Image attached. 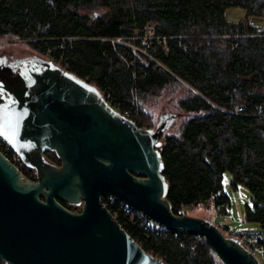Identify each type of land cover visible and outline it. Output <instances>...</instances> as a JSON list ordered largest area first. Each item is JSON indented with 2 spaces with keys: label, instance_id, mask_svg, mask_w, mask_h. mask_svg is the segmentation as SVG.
I'll use <instances>...</instances> for the list:
<instances>
[{
  "label": "trees",
  "instance_id": "obj_1",
  "mask_svg": "<svg viewBox=\"0 0 264 264\" xmlns=\"http://www.w3.org/2000/svg\"><path fill=\"white\" fill-rule=\"evenodd\" d=\"M85 7L99 12L88 15ZM230 8L242 9L243 18L227 19ZM255 24L264 28V0H0V37L24 40L109 94L139 127L148 115L143 102L156 89L187 85L178 106L194 114L178 133L164 134L159 148L172 211L187 214L209 201L225 211L222 175L229 172L250 193L246 221L264 233V31ZM148 25L154 35L146 46ZM237 107L244 110L236 115ZM118 206H108L115 216ZM117 216L165 264H221L199 236L140 217L123 225Z\"/></svg>",
  "mask_w": 264,
  "mask_h": 264
},
{
  "label": "water",
  "instance_id": "obj_2",
  "mask_svg": "<svg viewBox=\"0 0 264 264\" xmlns=\"http://www.w3.org/2000/svg\"><path fill=\"white\" fill-rule=\"evenodd\" d=\"M176 117L161 114L145 128L121 123L96 86L53 61L0 55V135L36 173L27 180L0 153V260L165 264L102 205L111 197L165 230L201 237L221 264H259L210 219L172 211L159 148Z\"/></svg>",
  "mask_w": 264,
  "mask_h": 264
},
{
  "label": "rangeland",
  "instance_id": "obj_3",
  "mask_svg": "<svg viewBox=\"0 0 264 264\" xmlns=\"http://www.w3.org/2000/svg\"><path fill=\"white\" fill-rule=\"evenodd\" d=\"M88 15L93 16L99 12L96 7H85L82 9ZM227 19L237 21L244 15V11L239 8H230L225 13ZM0 55L7 57L13 56L20 58L21 56L35 55L44 59L50 60L46 55L31 48L24 40H18L11 37H0ZM52 61V60H51ZM55 64L61 66L59 63ZM62 67V66H61ZM190 91L189 87L184 83L178 85L167 86L164 89H156L155 94L149 96L143 104L147 116L143 117L142 127H154L161 114L169 113L176 114L174 123L164 134H176L180 131L181 126L186 118L194 113H188L181 110L178 106V100L183 98ZM131 110V109H130ZM53 159V157H52ZM233 179L229 172H224L222 175L223 191L229 198V203L225 211H215L212 209L213 203L208 202V205H199L187 209V214L210 219L213 217L214 223L223 231L225 235L234 236L237 233H260L263 228L254 222H248L245 219V209L251 208V197L248 190L242 185H233ZM260 258V256H258Z\"/></svg>",
  "mask_w": 264,
  "mask_h": 264
},
{
  "label": "built area",
  "instance_id": "obj_4",
  "mask_svg": "<svg viewBox=\"0 0 264 264\" xmlns=\"http://www.w3.org/2000/svg\"><path fill=\"white\" fill-rule=\"evenodd\" d=\"M255 26L261 30L264 31V28L261 27L259 24H255ZM146 36L143 38L144 44L147 46L148 39H151L154 35V29L152 25H148L145 27ZM158 40V38H156ZM143 53L147 54L145 51ZM149 57H151L149 54H147ZM152 58V57H151ZM61 65V64H60ZM63 68L64 66L61 65ZM65 69V68H64ZM104 99L106 102L110 104L109 101V94H103ZM112 106V105H111ZM113 107V106H112ZM114 108V107H113ZM115 109V108H114ZM243 107H237L233 114H239L243 112ZM119 112V111H118ZM120 113V112H119ZM122 116L121 123H124L126 120H131V116L128 111H123L120 113ZM262 117H264V110L261 114ZM0 153L12 164L14 165L19 172L29 181H36V173L34 170L27 168L21 158L10 148V146L6 143V141L3 139V137L0 135ZM118 201L115 198L107 197V198H101L102 205L110 211L108 206L112 204L114 201ZM119 202V201H118ZM220 206L213 205L212 209L215 211L220 210ZM122 211L123 214L120 215L119 212ZM111 212V211H110ZM112 214V213H111ZM119 216L120 221L122 224L125 221H129L130 223L134 222L135 217H140L143 219H146L144 216H142L140 213L132 211L126 204L119 202L118 206V212L116 213V216ZM113 218L119 223V221L116 219V216L112 214ZM117 216V217H118ZM211 222H214L213 217L210 218ZM120 227L122 225L119 223ZM124 225V224H123ZM124 229V228H123ZM234 237L244 246V248L247 249L248 252H250L257 260L259 264H264V233H237L234 235ZM260 256V258L258 257Z\"/></svg>",
  "mask_w": 264,
  "mask_h": 264
},
{
  "label": "flooded vegetation",
  "instance_id": "obj_5",
  "mask_svg": "<svg viewBox=\"0 0 264 264\" xmlns=\"http://www.w3.org/2000/svg\"><path fill=\"white\" fill-rule=\"evenodd\" d=\"M26 57H30V56H21V59H26ZM164 133V132H163ZM163 133H161V136H162V134ZM45 157L49 160V161H51V162H53V159H52V153H49V152H46L45 154ZM53 163H55V164H59L58 163V160L55 162H53ZM60 202V204L61 205H63L65 208H67V209H69V210H71V211H75V212H77V211H79L80 210V207H75V206H72V205H69L68 203H65V202H61V201H59Z\"/></svg>",
  "mask_w": 264,
  "mask_h": 264
},
{
  "label": "crops",
  "instance_id": "obj_6",
  "mask_svg": "<svg viewBox=\"0 0 264 264\" xmlns=\"http://www.w3.org/2000/svg\"><path fill=\"white\" fill-rule=\"evenodd\" d=\"M244 16V15H243ZM243 18V17H242Z\"/></svg>",
  "mask_w": 264,
  "mask_h": 264
}]
</instances>
